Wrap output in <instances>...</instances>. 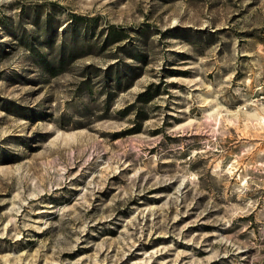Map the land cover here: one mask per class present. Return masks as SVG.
<instances>
[{"label": "rangeland", "instance_id": "374dc122", "mask_svg": "<svg viewBox=\"0 0 264 264\" xmlns=\"http://www.w3.org/2000/svg\"><path fill=\"white\" fill-rule=\"evenodd\" d=\"M0 264H264V0H0Z\"/></svg>", "mask_w": 264, "mask_h": 264}, {"label": "trees", "instance_id": "16d2710c", "mask_svg": "<svg viewBox=\"0 0 264 264\" xmlns=\"http://www.w3.org/2000/svg\"><path fill=\"white\" fill-rule=\"evenodd\" d=\"M114 27L113 28H111V30L108 32L109 33V35L110 36H112V35H116V30H114ZM120 38V37H119Z\"/></svg>", "mask_w": 264, "mask_h": 264}]
</instances>
